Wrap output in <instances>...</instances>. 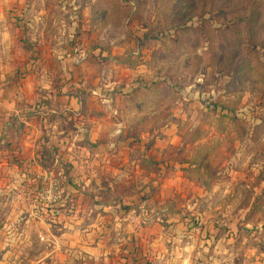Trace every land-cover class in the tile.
<instances>
[{"label":"rangeland","instance_id":"obj_1","mask_svg":"<svg viewBox=\"0 0 264 264\" xmlns=\"http://www.w3.org/2000/svg\"><path fill=\"white\" fill-rule=\"evenodd\" d=\"M5 2L12 47L38 73L44 139H70L41 150L10 198L31 206L24 189L52 171L66 200L69 156L86 152L84 224L120 202L139 264H264V0ZM39 207L37 220L60 206ZM2 222L0 264H61L35 230L15 243Z\"/></svg>","mask_w":264,"mask_h":264},{"label":"crops","instance_id":"obj_2","mask_svg":"<svg viewBox=\"0 0 264 264\" xmlns=\"http://www.w3.org/2000/svg\"><path fill=\"white\" fill-rule=\"evenodd\" d=\"M9 11L5 0H0V147L5 154L0 158V173L8 172V176H11L8 183L0 184V193L3 194L0 198V218H3L1 231L13 238L15 243L22 244L23 240L27 242V236L35 230L33 232L37 237L53 247V253L61 257V264L141 263L138 260L146 258L148 253L143 257L140 254L142 251L137 249L139 246L133 243L135 237L132 232L136 234L139 228L136 224L129 223L131 215L129 209L119 210L122 205L120 202L95 206L98 211L96 217H93V224H84L87 218H90L89 209L81 206V199H76L82 197L77 186L83 185V190H89L95 173L91 174V169H88H93L90 160L93 156L86 152L75 150L74 154L69 156L71 183L65 188L70 192L66 193V200L58 207L59 209L46 212L44 216L42 214L40 216L42 220L36 219L39 217L34 216V209L31 206H23L10 198L16 190L20 191L16 185V177L27 172H40L41 150L53 146L63 150L66 148L65 142L69 144L70 139L69 136H64L63 132L59 133L62 135L60 137L54 136L48 141L44 139V130H47L48 126L44 125L46 123L43 121L44 116L39 118L43 111H38L35 106L37 98L40 97L37 87L39 83L35 79L38 73L35 72V67L28 64L24 56L15 53L12 47L13 38L7 23ZM23 73L25 79L20 76ZM68 110H71L70 107ZM50 112L57 114V111ZM59 112L63 114L66 111L62 107ZM52 128L54 129V126ZM75 141L71 140L72 143ZM97 156L96 158H103L104 155ZM57 164L56 160L55 166ZM85 164L91 167H86ZM105 169L109 171L108 166L103 167V170ZM24 220L25 223H19ZM26 224H29L28 230ZM53 224L60 226L52 228ZM143 262L146 263L145 260Z\"/></svg>","mask_w":264,"mask_h":264},{"label":"built area","instance_id":"obj_3","mask_svg":"<svg viewBox=\"0 0 264 264\" xmlns=\"http://www.w3.org/2000/svg\"><path fill=\"white\" fill-rule=\"evenodd\" d=\"M23 192L27 202H30L34 209H39V205L55 207L65 202L64 191L52 171L44 172L36 185L24 189Z\"/></svg>","mask_w":264,"mask_h":264},{"label":"trees","instance_id":"obj_4","mask_svg":"<svg viewBox=\"0 0 264 264\" xmlns=\"http://www.w3.org/2000/svg\"><path fill=\"white\" fill-rule=\"evenodd\" d=\"M40 166H41V162H40ZM43 166V165H42Z\"/></svg>","mask_w":264,"mask_h":264}]
</instances>
